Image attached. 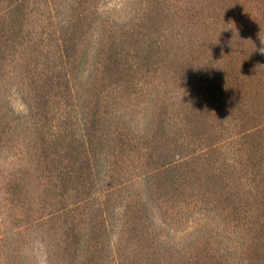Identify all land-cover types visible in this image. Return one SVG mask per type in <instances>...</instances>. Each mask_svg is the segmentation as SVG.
<instances>
[{
    "label": "trees",
    "instance_id": "trees-1",
    "mask_svg": "<svg viewBox=\"0 0 264 264\" xmlns=\"http://www.w3.org/2000/svg\"><path fill=\"white\" fill-rule=\"evenodd\" d=\"M104 3L0 0V264H264V0Z\"/></svg>",
    "mask_w": 264,
    "mask_h": 264
},
{
    "label": "rangeland",
    "instance_id": "rangeland-1",
    "mask_svg": "<svg viewBox=\"0 0 264 264\" xmlns=\"http://www.w3.org/2000/svg\"><path fill=\"white\" fill-rule=\"evenodd\" d=\"M120 1L121 0H105L104 5L106 7H108V6L112 7V6H115L116 4H119ZM13 103H14L15 108H17L19 110L23 108L22 105L20 104V102L17 99H15Z\"/></svg>",
    "mask_w": 264,
    "mask_h": 264
},
{
    "label": "clouds",
    "instance_id": "clouds-1",
    "mask_svg": "<svg viewBox=\"0 0 264 264\" xmlns=\"http://www.w3.org/2000/svg\"><path fill=\"white\" fill-rule=\"evenodd\" d=\"M262 43H264V42H262ZM262 51H264V49H262Z\"/></svg>",
    "mask_w": 264,
    "mask_h": 264
}]
</instances>
